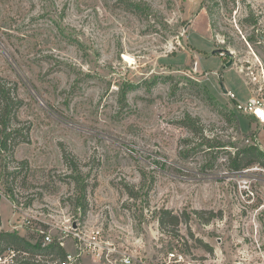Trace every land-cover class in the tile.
Returning a JSON list of instances; mask_svg holds the SVG:
<instances>
[{"label": "rangeland", "instance_id": "374dc122", "mask_svg": "<svg viewBox=\"0 0 264 264\" xmlns=\"http://www.w3.org/2000/svg\"><path fill=\"white\" fill-rule=\"evenodd\" d=\"M0 81L26 137L2 229L71 264H264V167L228 154L264 153V124L234 105L264 100V0H0ZM161 209L192 219L163 232Z\"/></svg>", "mask_w": 264, "mask_h": 264}, {"label": "trees", "instance_id": "16d2710c", "mask_svg": "<svg viewBox=\"0 0 264 264\" xmlns=\"http://www.w3.org/2000/svg\"><path fill=\"white\" fill-rule=\"evenodd\" d=\"M206 89L209 90L207 87ZM13 94V90L7 86V83L0 81V179H3L6 184L10 183L11 177L16 178L21 173L17 170L11 171L9 165L11 161L14 160L15 145H17L19 140L26 141V137L23 139L21 138L23 137V128L15 124L17 120L16 112L21 108L22 103L21 100L17 99ZM236 103L237 101L234 102V105H236ZM244 115L250 118V120L257 122L253 116ZM190 122L198 126L194 119H191ZM204 139L205 142H203L201 146H205L208 149L220 150L228 146L215 137H204ZM228 154L232 170L241 171L257 164L264 167V153L258 144L254 143V140L253 143L239 148L234 152L229 151ZM193 212L197 216L203 213V211L200 210H194ZM209 213L214 215L213 211ZM213 217L215 216H209L206 219L207 223ZM191 219L192 216L188 211L175 213L170 209H161L158 214L160 229L163 232H177L182 224H188ZM1 223L2 215L0 211V254L6 252L8 249L14 250L16 252L17 262H19L18 264H48L47 261L49 262L50 259H60V262L67 259V250L59 242L53 241V243L46 246L44 245L42 236L39 237L36 242H32V240H30L31 237L29 238L18 232L2 229ZM32 238L35 239V236H32ZM206 246L208 249L212 250L208 244H206Z\"/></svg>", "mask_w": 264, "mask_h": 264}, {"label": "built area", "instance_id": "2783aa9c", "mask_svg": "<svg viewBox=\"0 0 264 264\" xmlns=\"http://www.w3.org/2000/svg\"><path fill=\"white\" fill-rule=\"evenodd\" d=\"M230 95L234 98L236 97V95L233 92H231ZM235 108L244 114L253 116L257 120V122L264 124V100L262 98H260L259 96H250L243 101L237 100ZM50 239H51L50 236H47L46 240H50ZM93 239L94 240L97 239L96 236H94ZM91 244L94 245L93 251L95 252V250H97L96 249V247H97L96 241L91 242ZM91 249H92V247H91ZM7 251H10L11 253H13L14 255L12 256V258H14V256L16 255V252L12 249H9ZM5 253L0 254V264H7V262L9 261V259ZM98 255H101V254L98 252ZM70 259H72V258H70ZM131 259L132 258H130V256H126L125 258H123L122 264H132ZM183 259H184V257L182 256V254H179L176 252H171L169 254L168 260H166V263H164V264H170L167 261H170L173 263L174 262H181ZM13 261H14V259H12V262ZM173 263H171V264H173ZM10 264H11V262H10ZM59 264H71V262L69 260V255L67 256L66 260L59 262Z\"/></svg>", "mask_w": 264, "mask_h": 264}, {"label": "water", "instance_id": "95a60500", "mask_svg": "<svg viewBox=\"0 0 264 264\" xmlns=\"http://www.w3.org/2000/svg\"><path fill=\"white\" fill-rule=\"evenodd\" d=\"M232 62H233V61L230 60L229 62L226 63V66H229ZM221 84H222V87H223L224 91L227 93L228 90L226 89V87H225V85L223 84V82H222Z\"/></svg>", "mask_w": 264, "mask_h": 264}]
</instances>
